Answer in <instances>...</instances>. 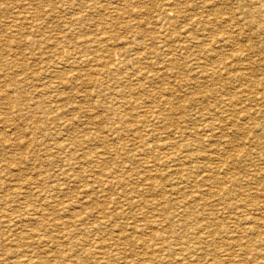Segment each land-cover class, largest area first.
I'll return each instance as SVG.
<instances>
[{"label": "rangeland", "instance_id": "obj_1", "mask_svg": "<svg viewBox=\"0 0 264 264\" xmlns=\"http://www.w3.org/2000/svg\"><path fill=\"white\" fill-rule=\"evenodd\" d=\"M169 2L172 4L170 5ZM262 3L263 0H0V200L5 201H0V264H21V262L22 264H100V262L121 264L122 261V264L128 262L130 264L147 262L163 264L164 262L165 264V261L166 264H172V261L173 264H264V4ZM161 14L165 19L158 16ZM163 22L165 27L162 25ZM178 46L181 47L180 50ZM188 54L189 57L186 56ZM194 55L197 57L195 58ZM202 55L208 59L206 60ZM197 58L203 59L197 60ZM225 59H228L227 62ZM232 59L235 60L234 63L231 62ZM245 62L251 64L246 63L245 66ZM136 66L141 71H138ZM151 71L159 76H154ZM212 72L215 76L211 74ZM244 73L247 75L245 76ZM150 75L155 79L153 80ZM239 78L242 80L240 81ZM243 82L244 86H242ZM232 86L235 89H232ZM257 94L263 97L259 98ZM159 96L163 97L159 98ZM161 99L164 101L162 102ZM170 100L172 102L169 103ZM195 101L196 103H193ZM219 102L226 106L221 103L219 105ZM156 106L158 108H155ZM235 106L237 108H234ZM167 108L172 111L169 112ZM159 112L163 114L160 115ZM160 120L165 121L167 125ZM162 125H165L163 127L165 129ZM113 128L116 130H112ZM212 129L218 130L213 132ZM66 151L70 152L68 156ZM246 151L249 152L246 154ZM45 154L48 155L43 157ZM62 155L65 157L63 158ZM69 157L74 158L70 160ZM49 161L56 162V166ZM113 175L116 177L114 178ZM43 179L45 182L42 181ZM39 183L40 186H37ZM116 191L118 192L115 193ZM25 194L29 196L26 197ZM46 201L48 202L45 203ZM75 203L76 205H73ZM129 207L132 211L128 209ZM11 209L13 212L10 211ZM92 211L98 213L94 214ZM59 212L62 215H59ZM158 214H161V217ZM48 219L51 220V225ZM63 219L66 221L64 222ZM102 221H105V225ZM165 223L167 225L164 226ZM86 224L90 225L86 226ZM112 225L117 227L113 228ZM179 230L183 232L180 233ZM181 237H184V240H180ZM207 238L209 241L206 240ZM208 246L210 250L207 249ZM169 248L173 249L171 250L173 253ZM18 249L19 251H16ZM93 250L98 253H94ZM252 252L254 254L257 252V256ZM46 254L52 257H47Z\"/></svg>", "mask_w": 264, "mask_h": 264}, {"label": "bare ground", "instance_id": "obj_2", "mask_svg": "<svg viewBox=\"0 0 264 264\" xmlns=\"http://www.w3.org/2000/svg\"><path fill=\"white\" fill-rule=\"evenodd\" d=\"M164 1H165V0H164ZM263 1H264V0H263ZM75 2H77V1H75ZM172 2H173V1H172ZM169 3H170V2H169ZM171 4H172V3H170V5H171ZM262 4H264V3H262ZM166 5H167V4H166ZM259 5H261V4H259ZM163 6H164V5H163ZM263 6H264V5H263ZM166 7H168V5H167ZM161 8H162V7H161ZM171 8H172L171 10H173V7H171ZM174 8H175V7H174ZM263 8H264V7H263ZM175 9H177V8H175ZM175 9H174V10H175ZM161 10H163V9H161ZM167 10H168V9H167ZM164 11H165V10H164ZM260 11H261V10H260ZM263 11H264V10H263ZM159 12H160V11H159ZM161 12H162V11H161ZM178 12H179V11H178ZM178 12H177V14H178ZM162 13H163V12H162ZM173 14H174V12H173ZM171 15H172V14H171ZM158 16H162V17H163L162 14H161V15H158ZM158 16H156V17H158ZM164 16L166 17L165 14H164ZM175 16H176V15H175ZM183 16H184V15H183ZM168 17H169V16H168ZM172 17H173V16H172ZM159 18L162 19L161 17H159ZM163 18H164V17H163ZM166 18H167V17H166ZM169 18H170V17H169ZM179 18H180V17H179ZM15 19H16V18H15ZM160 19H159V20H160ZM164 19H165V18H164ZM164 19H163V20H164ZM156 20H157V19H156ZM174 20H175V18H174ZM176 20H177V17H176ZM7 21L9 22V20H7ZM179 21H180V20H179ZM157 22H158V21H157ZM12 23H13V22H12ZM170 23H171V22H170ZM5 24L8 25V23H5ZM157 24H158V23H157ZM13 25H14V24H13ZM155 25H156V23H155ZM162 25L164 26V22H163ZM174 25H175V23H174ZM174 25H173V26H174ZM182 25H183V24H182ZM177 26H178V25H177ZM180 26H181V25H180ZM164 27H165V26H164ZM182 27H184V26H182ZM182 27H181V28H182ZM154 28H156V27H154ZM166 28H167V27H166ZM179 28H180V27H179ZM162 29H163V27H162ZM182 29H183V28H182ZM155 30H156V29H155ZM159 30H160V29H159ZM166 30H167V29H166ZM172 30H173V29H172ZM175 30H176V29H175ZM177 30H178V29H177ZM179 30H180V29H179ZM179 30H178V31H179ZM156 31H158V30H156ZM168 31H169V30H168ZM168 31H166V33H167ZM173 31H174V30H173ZM180 31H181V30H180ZM152 32H154V31H152ZM163 32H164V31H163ZM185 32H186V31H185ZM156 33H157V32H156ZM170 33H172V31H171ZM178 34H179V33H178ZM180 34H181V33H180ZM182 34H183V33H182ZM133 35H134V34H133ZM157 35H159V33H158ZM174 35H175V34H174ZM186 35H187V34H186ZM158 37H160V36H158ZM178 37H179V36H178ZM187 37H188V35H187ZM163 38H164V37H163ZM170 38H171V36H170ZM179 38H180V37H179ZM182 38H183V37H182ZM182 38H181V39H182ZM184 38H186V37H184ZM161 39H162V38H161ZM166 39H168V38L166 37ZM172 39H175V38H172ZM172 39H171V40H172ZM159 40H160V39H159ZM176 40H177V39H176ZM176 40H175V41H176ZM163 41H164V39H163ZM159 42H160V41H159ZM179 42L181 43V41H179ZM176 43H177V41H176ZM182 43L184 44V42H182ZM160 44H161V42H160ZM167 44H168V43H167ZM177 44H178V43H177ZM177 44H176V45H177ZM167 46H168V45H167ZM180 46H181V45H180ZM182 46H184V45H182ZM185 46H188V45H185ZM163 47H164V46H163ZM160 48H161V47H160ZM164 48H165V47H164ZM168 48H169V47H168ZM168 48H166V49H168ZM178 48H179V46H178ZM184 48H185V47H184ZM180 49H181V47L179 48V50H180ZM186 49H187V48H186ZM186 49H184V50H186ZM179 50H178V51H179ZM184 50H182V52H184ZM116 51H117V50H116ZM127 51H129V50H127ZM161 51H162V50H161ZM179 52H180V51H179ZM241 53H242V52H241ZM114 54H117V53H114ZM118 54H119V53H118ZM172 54H173V53H172ZM183 54H184V53H183ZM121 55H122V54H121ZM124 55H125V54H124ZM124 55H123L122 57H124ZM198 55H199V54H198ZM118 56H120V55H118ZM186 56L189 57V54L186 55ZM191 56H193V55H191ZM202 56H203V55H202ZM244 56H245V55H244ZM126 57H127V56H126ZM194 57H195V55H194ZM196 57H197V56H196ZM196 57H195V58H196ZM203 57H204V56H203ZM234 57H235V55H234ZM263 57H264V56H263ZM263 57H262V58H263ZM170 58H171V57H170ZM204 58H206V57H204ZM248 58H249V57H248ZM262 58H260V59H262ZM116 59H117V57H116ZM128 59H129V56H128ZM167 59H168V58H167ZM167 59H166V60H167ZM198 59L201 60V59H203V58H201V59H200V58H197V60H198ZM207 59H208V57L206 58V60H207ZM240 59H241V58H240ZM245 59H247V58H245ZM114 60H115V59H114ZM168 60H169V59H168ZM190 60H191V59H190ZM193 60H194V58H193ZM193 60H192V61H193ZM206 60H205V61H206ZM225 60H226V59H225ZM227 60H228V59H227ZM227 60H226L225 62H227ZM233 60H234V59H232L231 62L234 63L235 60H234V61H233ZM256 60H257V59H256ZM131 61H132V60H131ZM172 61H174V60L172 59ZM209 61H210V59H209ZM240 61H241V60H240ZM242 61H243V60H242ZM258 61H260V60H258ZM66 62H67V61H66ZM122 62H123V61H122ZM137 62H138V61H137ZM216 62H217V61H216ZM236 62H237V61H236ZM243 62H244V61H243ZM247 62H249V61H247ZM247 62H245V66H246V63H247ZM220 63H221V62H220ZM233 63H232V66H233ZM240 63H241V62H240ZM66 64L70 65L69 63H66ZM115 64H116V63H115ZM117 64H118V63H117ZM120 64H121V63H120ZM125 64H126V63H125ZM136 64H137V63H136ZM138 64H139V62H138ZM209 64H211V63H209ZM209 64H208V65H209ZM215 64H216V63H214V66H215ZM217 64H218V62H217ZM236 64H238V62H237ZM247 64H249V63H247ZM250 64H251V63H250ZM250 64H249V65H250ZM152 65H153V64H152ZM173 65H174V63H173ZM198 65H199V64H198ZM204 65H205V64H204ZM208 65H207V66H208ZM211 65H212V64H211ZM219 65H220V64H219ZM230 65H231V63H230ZM234 65H235V64H234ZM239 65H240V64H239ZM142 66H143V64H142ZM207 66H206V67H207ZM214 66H213V67H214ZM125 67H126V66H125ZM137 67H138V66H136V68H137ZM152 67H153V66H152ZM202 67H203V66H202ZM202 67H201V68H202ZM208 67H209V66H208ZM215 67H217V66H215ZM221 67H222V66H221ZM226 67H227V65H226ZM226 67H225V68H226ZM235 67H236V66H235ZM249 67H250V66H249ZM140 68H141V67H140ZM199 68H200V66H199ZM204 68H205V67H204ZM219 68H220V67H219ZM225 68H224V69H225ZM232 68H233V67H232ZM240 68H241V67H240ZM259 68H260V67H259ZM197 69H198V68H197ZM197 69H196V70H197ZM214 69H215V68H214ZM224 69H223V70H224ZM233 69H235V68H233ZM236 69H238V68H236ZM246 69H247V68H246ZM202 70H204V69H202ZM202 70H201V71H202ZM216 70H218V67H217ZM221 70H222V69H221ZM225 70H226V69H225ZM231 70H232V69H231ZM241 70H242V69H241ZM247 70H248V69H247ZM247 70H246V71H247ZM250 70H251V69H250ZM261 70H262V69H261ZM138 71H141V70H139V67H138ZM153 71H154V70H153ZM153 71H151V72L154 74ZM198 71H199V70H198ZM208 71H209V69H208ZM213 71H214V70H213ZM229 71H230V70H229ZM237 71H239V70H237ZM243 71H244V69H243ZM126 72H129V71H126ZM159 72H160V71H159ZM168 72H169V71H168ZM196 72H197V71H196ZM199 72H200V71H199ZM202 72H204V71H202ZM215 72H217V71H215ZM232 72H234V71H232ZM239 72H240V71H239ZM142 73H143V72H142ZM147 73H148V72H147ZM160 73L162 74V72H160ZM163 73H164V72H163ZM194 73H195V72H194ZM230 73H231V72H230ZM230 73H229V74H230ZM241 73L243 74V72H241ZM250 73H251V72H250ZM150 74H151V73H150ZM158 74H159V73H158ZM197 74H199V73H197ZM205 74H207V73H205ZM208 74H210V73H208ZM211 74H213V72H212ZM238 74H239V73H238ZM248 74H249V73H248ZM126 75H127V74H126ZM128 75H129V74H128ZM146 75H147V74H146ZM156 75H157V73L154 74V76H156ZM163 75H165V74H163ZM200 75H201V74H200ZM223 75H224V74H223ZM225 75H226V74H225ZM244 75L246 76L247 74L244 73ZM244 75H243V76H244ZM139 76H140V75H139ZM144 76H145V75H144ZM150 76L152 77L153 75H150ZM158 76H159V75H157L156 77H158ZM160 76H161V75H160ZM171 76H172V75H171ZM201 76H203V75H201ZM206 76H211V75H206ZM206 76H205V78H206ZM213 76H215V75L213 74ZM216 76H217V75H216ZM230 76H231V75H230ZM250 76H251V75H250ZM145 77H146V76H145ZM222 77H223V76H222ZM238 77H239V76H238ZM240 77H241V76H240ZM104 78H105V77H104ZM107 78L109 79V76H108ZM141 78H142V76H141ZM146 78H148V77H146ZM159 78H160V77H159ZM161 78H162V77H161ZM231 78H232V77H231ZM250 78H251V77H250ZM143 79H145V78H143ZM150 79H151V78H150ZM152 79L154 80L155 78L152 77ZM222 79H223V78H222ZM239 79H240V81L242 80L241 78H239ZM251 79H252V78H251ZM261 79H262V77H261ZM98 80H100V79H98ZM98 80H97V81H98ZM147 80H148V79H146V81H147ZM175 80H176V79H175ZM224 80H225V79H224ZM233 80L235 81L234 77H233ZM244 80H245V79H244ZM244 80H243V81H244ZM156 81H157V80H156ZM227 81H228V80H227ZM246 81H248V80H246ZM251 81H252V80H251ZM98 82H100V81H98ZM230 82H231V81H230ZM235 82H236V81H235ZM248 82H250V81H248ZM233 83H234V82H233ZM239 83H240V82H239ZM239 83H238V84H239ZM254 83H255V82H254ZM263 83H264V82H263ZM222 84H223V83H222ZM231 85H232V84H231ZM102 86H103V83H102ZM229 86H230V85H229ZM237 86H238V85H237ZM242 86H244V82H243V85H242ZM247 87H250V86H247ZM247 87H246V88H247ZM258 87H260V86H258ZM42 88H43V87H42ZM45 88H47V87H45ZM219 88H220V86H219ZM222 88H223V87H221V89H222ZM230 88H231V87H230ZM233 88H234V87L232 86V89H233ZM239 88H240V87H239ZM244 88H245V87H244ZM246 88H245V89H246ZM251 88H252V87H251ZM215 89H216V88H215ZM234 89H235V88H234ZM255 89H256V88H255ZM173 90H174V89H173ZM247 90H248V88H247ZM258 90H259V89H258ZM174 91H175V90H174ZM213 91H214V90H213ZM216 91H217V90H216ZM216 91H215V92H216ZM218 91H219V90H218ZM221 91H222V90H221ZM229 91H230V90H229ZM237 91H238V90H237ZM242 91H243V89H242ZM242 91H241V92H242ZM248 91H249V90H248ZM250 91H251V90H250ZM191 92H192V91H191ZM208 92H209V91H208ZM219 92H220V91H219ZM231 92H233V91L231 90ZM239 92H240V91H239ZM241 92H240V93H241ZM260 92H261V91H260ZM175 93H176V92H175ZM175 93H174V94H175ZM203 93H204V92H203ZM220 93H221V92H220ZM224 93H225V92H224ZM235 93H236V92H235ZM257 93H258V91H257ZM191 94H193V93H191ZM245 94H246V93H245ZM201 95H203V94L201 93ZM201 95H200V96H201ZM248 95H249V94H248ZM257 95L259 96V94H257ZM176 96H177V95H176ZM192 96H193V95H192ZM198 96H199V95H198ZM205 96H206V95H205ZM220 96H221V95H220ZM226 96H227V95H226ZM235 96H236V95H235ZM255 96H256V93H255ZM161 97H163V96H161ZM161 97L159 96V98H161ZM164 97H165V96H164ZM193 97H194V96H193ZM203 97H204V96H203ZM208 97H210V95H209ZM208 97H207V98H208ZM227 97H229V96H227ZM231 97H232V96H231ZM237 97H238V96H237ZM241 97H242V96H241ZM262 97H263V96H262ZM262 97L259 96V98H262ZM190 98H191V97H190ZM196 98H197V96H196ZM200 98H201V97H200ZM221 98H222V97H221ZM225 98H226V97H225ZM232 98H233V97H232ZM157 99H158V98H157ZM163 99H164V98H163ZM168 99H169V98H168ZM193 99H194V98H193ZM193 99H192V100H193ZM203 99H205V98H203ZM219 99H220V98H219ZM235 99H237V98H235ZM242 99H245V98H242ZM242 99H241V100H242ZM247 99H248V98H247ZM158 100H159V99H158ZM161 100H162V99H161ZM165 100L167 101V99H165ZM195 100H198V99H195ZM222 100H223V99H222ZM230 100H231V99H230ZM232 100H233V99H232ZM241 100H240V101H241ZM261 100H262V99H261ZM127 101H128V100H127ZM163 101H164V100H162V102H163ZM188 101H189V100H188ZM198 101H199V100H198ZM198 101H197V102H198ZM226 101H227V103H228V100H226ZM248 101H249V100H248ZM259 101H260V100H259ZM259 101H258V102H259ZM168 102L170 103V102H172V101L170 100V101H168ZM222 102H223V101H222ZM233 102H234V100H233ZM238 102H239V101H238ZM242 102H243V101H242ZM193 103H196V101L193 102ZM220 103H221V102H219V105H220ZM224 103H225V99H224ZM231 103H232V102H231ZM234 103H235V102H234ZM244 103H246V102H244ZM248 103H249V102H248ZM255 103H256V102H255ZM166 104H167V103H166ZM221 104L224 105L223 103H221ZM237 104H238V103H237ZM241 104H242V103H241ZM152 105H153V104H152ZM155 105H156V104H155ZM170 105H171V104H170ZM170 105H169V106H170ZM172 105H173V104H172ZM174 105H175V104H174ZM178 105H179V104H178ZM191 105H192V102H191ZM235 105H236V104H235ZM239 105H240V104H239ZM255 105H256V104H255ZM148 106H150V105H148ZM166 106H167V105H166ZM224 106H226V104H225ZM228 106H231V105H228ZM249 106H250V105H249ZM259 106H260V105H259ZM163 107H164V106H163ZM172 107H173V106H172ZM182 107H183V106H182ZM189 107H190V106H189ZM218 107H219V106H218ZM218 107H217V110L220 109V108L218 109ZM231 107H232V106H231ZM246 107H247V106H246ZM261 107H263V106H261ZM113 108H114V107H113ZM148 108H149V107H148ZM151 108H152V107H151ZM155 108H158V107L156 106ZM170 108H171V107H170ZM186 108H187V107H186ZM186 108H185L184 110H186ZM190 108H191V107H190ZM190 108H188V109H190ZM209 108H210V107H209ZM222 108H223V107H222ZM234 108H237V106H235ZM238 108H239V107H238ZM259 108H260V107H259ZM259 108H258V109H259ZM149 109H150V108H149ZM160 109H161V108H160ZM167 109H169V108H167ZM172 109H174V108H172ZM176 109H178V107H176ZM232 109H233V108H232ZM243 109H244V107H243ZM118 110H119V109H118ZM146 110H147V109H146ZM178 110H179V109H178ZM180 110H181V109H180ZM184 110H183V112H184ZM207 110H208V109H207ZM237 110H238V109H237ZM245 110H246V109H245ZM251 110H252V109H251ZM251 110H250V111H251ZM255 110H256V109H255ZM114 111H115V110H114ZM151 111H152V110H151ZM159 111H161V110H159ZM171 111H172V110H171ZM171 111H170V109H169V112H171ZM175 111H176V110H175ZM190 111H191V110H190ZM192 111H193V110H192ZM196 111H197V110H196ZM209 111H210V110H209ZM219 111H220V110H219ZM224 111H225V110H224ZM230 111H231V110H230ZM232 111H233V110H232ZM234 111H235V109H234ZM238 111H239V110H238ZM258 111H259V110H258ZM145 112H146V111H145ZM148 112H149V111H148ZM148 112H147L146 114H148ZM162 112H164V111H162ZM162 112H159V114H160V113L163 114ZM173 112H174V111H173ZM178 112H179V111H178ZM187 112H188V111H187ZM194 112H195V111H194ZM205 112H206V111H205ZM207 112H208V111H207ZM210 112H211V111H210ZM227 112H228V111H227ZM252 112H253V111H252ZM255 112H256V111H255ZM143 113H144V112H143ZM185 113H186V112H185ZM188 113H189V112H188ZM192 113H193V112H192ZM200 113H201V112H200ZM231 113H232V112H231ZM237 113H238V112H237ZM242 113H243V112H242ZM156 114H157V112H156ZM159 114H158V115H159ZM161 114H160V115H161ZM164 114H165V113H164ZM196 114H197V113H196ZM201 114H204V113H201ZM221 114H222V113H221ZM221 114H219V115H221ZM239 114L242 115L241 113H239ZM245 114H246V113H245ZM256 114H259V113H256ZM48 115H49V114H48ZM141 115H142V113H141ZM158 115H157V116H158ZM167 115H168V114H167ZM171 115H172V114H171ZM173 115L175 116V113H174ZM182 115H183V114H182ZM209 115H210V114H209ZM253 115H255V114H253ZM49 116H50V115H49ZM176 116H177V114H176ZM191 116H192V115H191ZM205 116H206V115H205ZM214 116H215V115H214ZM217 116H218V115H217ZM217 116H216V118H217ZM225 116H226V115H225ZM248 116H250V115H248ZM137 117H138V116H137ZM139 117H140V116H139ZM145 117H146V116H145ZM149 117H150V116H149ZM172 117H173V116H172ZM184 117H185V115H184ZM202 117H203V116H202ZM218 117H219V116H218ZM223 117H224V116H223ZM223 117H222V118H223ZM228 117H229V116H228ZM244 117H245V115H244ZM254 117H255V116H254ZM257 117H258V116H257ZM259 117H260V116H259ZM143 118H144V117H143ZM150 118H151V117H150ZM153 118H154V119H157L158 117H157V118L153 117ZM159 118H160V116H159ZM159 118H158V119H159ZM165 118H166V117H165ZM165 118H164V120H165ZM176 118H177V117H176ZM178 118H179L178 120H180V117H178ZM181 118H182V117H181ZM186 118H187V117H186ZM225 118H226V117H225ZM225 118H224V119H225ZM234 118H235V116H234ZM236 118H238V117H236ZM250 118H251V117H250ZM174 119H175V118H174ZM174 119H173V120H174ZM184 119H185V118H184ZM217 119H220V118H217ZM227 119H228V118H227ZM227 119H225V120H227ZM241 119H243V118H241ZM49 120H50V117H49ZM122 120H123V119H122ZM141 120H142V119H141ZM171 120H172V119H171ZM190 120H191V119H190ZM211 120H212V119H211ZM211 120H209V121H211ZM239 120H240V119H239ZM253 120H254V119H253ZM260 120H261V119H260ZM143 121H144V119H143ZM157 121H158V120H157ZM160 121L165 122V121H167V120H165V121L160 120ZM175 121H176V120H175ZM186 121H187V120H186ZM203 121H206V120H203ZM216 121H217V120H216ZM122 122H123V121H122ZM158 122H159V121H158ZM177 122H179V121H177ZM177 122H176V123H177ZM187 122H188V121H187ZM198 122H199V121H198ZM211 122H212V121H211ZM219 122H220V121H219ZM226 122H228V121H226ZM72 123H73V122H72ZM138 123H139V122H138ZM140 123H141V122H140ZM140 123H139V124H140ZM171 123H172V122H171ZM171 123H170V124H171ZM199 123H200V122H199ZM215 123H217V122H215ZM232 123H233V122H232ZM235 123H236V122H235ZM69 124H70V123H69ZM155 124H156V123H155ZM165 124H166V122H165ZM170 124H169V125H170ZM204 124H205V123H204ZM217 124H218V123H217ZM242 124H243V123H242ZM253 124H254V123H253ZM263 124H264V123H263ZM263 124H262V125H263ZM118 125H119V124H118ZM150 125H151V124H150ZM150 125H148V126L150 127ZM152 125H153V124H152ZM159 125H161V124L159 123ZM166 125H167V124H166ZM192 125H193V124H192ZM211 125H212V124H211ZM219 125H220V124H219ZM233 125H234V124H233ZM250 125H251V123H250ZM141 126H142V125H141ZM156 126H157V128H158V125H156ZM156 126H155V127H156ZM164 126H165V125H164ZM164 126L162 125V128H163ZM212 126H214V124H213ZM240 126H241V125H240ZM117 127H118V126H117ZM136 127H137V125H136ZM145 127H146V126H145ZM160 127H161V126H160ZM173 127H174V126H173ZM173 127H172V128H173ZM182 127H184V125H182ZM203 127H205V126H203ZM206 127H208V126H206ZM210 127H211V126H210ZM210 127H209V128H210ZM215 127H216V126H215ZM103 128H104V127H103ZM105 128L107 129L108 127H105ZM115 128H116V127H115ZM157 128H156V129H157ZM233 128H235V127H233ZM237 128H239V127H237ZM108 129H109V128H108ZM154 129H155V128H154ZM163 129H165V128H163ZM163 129H161V131L164 132ZM178 129H179V128H178ZM203 129H204V128H203ZM231 129H232V127H231ZM244 129H245V128H244ZM88 130H89V129H88ZM103 130H104V129H103ZM112 130H116V129L113 128ZM176 130H177V128H176ZM189 130H191V129H189ZM205 130H206V129H205ZM217 130H218V129H216V131H217ZM242 130H243V129H242ZM105 131H106V130H105ZM108 131H110V130H108ZM108 131H107V132H108ZM130 131H131V130H130ZM135 131H136V130H135ZM135 131H134V132H135ZM137 131H138V130H137ZM152 131H153V130H152ZM152 131H151V133H152ZM154 131H155V130H154ZM157 131H160V130L157 129ZM168 131H170V130H168ZM199 131H200V130H199ZM201 131H202V130H201ZM203 131H204V130H203ZM212 131H213V129H212ZM214 131H215V130H214ZM214 131H213V132H214ZM216 131H215V132H216ZM239 131H240V130H239ZM131 132H133V130H132ZM149 132H150V131H149ZM155 132H156V131H155ZM192 132H194V131H192ZM253 132H254V131H253ZM253 132H252V133H253ZM109 133H111V132H109ZM122 133H123V132H122ZM138 133H140V132H138ZM151 133L149 134L150 136H151ZM156 133H157V132H156ZM179 133H180V132H179ZM188 133H189V132H188ZM206 133H207V132H206ZM105 134H106V133H105ZM113 134H114V133H113ZM128 134H129V133H128ZM128 134H127V135H128ZM154 134H155V133H154ZM154 134H153V136H154ZM207 134H209V133H207ZM213 134H214V133H213ZM98 135H100V134H98ZM146 135H147V134H146ZM158 135H160V134H158ZM163 135H164V134H163ZM175 135H176V134H175ZM182 135H183V133H182ZM185 135H186V134H185ZM205 135H206V134H205ZM263 135H264V133H263ZM95 136H96V135H95ZM110 136H111V135H110ZM120 136H121V135H120ZM120 136H119V137H120ZM141 136H142V135H141ZM198 136H199V135H198ZM200 136H201V135H200ZM206 136H207V135H206ZM208 136H209V135H208ZM214 136H215V135H214ZM220 136H221V135H220ZM1 137H2V136H1ZM96 137H97V136H96ZM108 137H109V136H108ZM119 137H118V138H119ZM137 137H138V136H137ZM137 137H135V138L137 139ZM189 137H190V136H189ZM209 137H210V136H209ZM3 138H4V137H3ZM54 138H55V137H54ZM56 138H57V136H56ZM56 138H55V140H56ZM99 138H101V137L99 136ZM106 138H107V137H106ZM130 138H131V137H130ZM132 138H133V137H132ZM135 138H134V139H135ZM143 138H144V137H143ZM160 138H161V137H160ZM173 138H174V137H173ZM220 138H221V137H220ZM252 138H253V137H252ZM4 139H5V138H4ZM113 139H114V138H113ZM120 139H121V138H120ZM148 139H149V138H148ZM158 139H159V137H158ZM174 139H175V138H174ZM176 139H177V137H176ZM181 139H182V136H181ZM248 139H249V138H248ZM96 140H97V139H96ZM117 140H118V139H117ZM117 140H116V141H117ZM138 140H139V139H138ZM138 140H137V141H138ZM140 140H141V138H140ZM159 140H160V139H159ZM220 140H221V139H220ZM236 140H237V139H236ZM238 140H239V139H238ZM34 141H35V140H34ZM34 141H32V143H33ZM38 141H39V140H38ZM41 141H42V140H41ZM53 141H54V140H53ZM114 141H115V140H114ZM118 141H119V140H118ZM137 141H136V142H137ZM143 141H145V140H143ZM143 141H142V142H143ZM180 141H181V140H180ZM190 141H191V140H190ZM230 141H231V140H230ZM230 141H228V142L230 143ZM259 141H260V139H259ZM262 141H263V140H262ZM22 142H23V141H22ZM39 142H40V141H39ZM42 142H43V141H42ZM42 142H41V143H42ZM138 142H139V141H138ZM142 142H141V144H142ZM148 142H149V141H148ZM194 142H195V141H194ZM224 142H225V141H224ZM23 143H24V142H23ZM41 143H40V146H42ZM139 143H140V142H139ZM145 143H146V142H145ZM145 143H144V144H145ZM149 143H150V142H149ZM166 143H167V142H166ZM226 143H227V141H226ZM19 144H20V143H19ZM36 144H37V143H36ZM117 144H118V143H117ZM124 144H125V143H124ZM168 144H170V142H169ZM202 144H204V142H203ZM219 144H220V143H219ZM1 145H2V143H1ZM22 145L24 146V144H22ZM38 145H39V144H38ZM38 145H37V146H38ZM53 145H55V144H53ZM61 145H62V144H61ZM61 145H60V146H61ZM183 145H185V144H183ZM207 145H209V144H207ZM239 145H240V144H239ZM31 146H33V145H31ZM50 146L52 147V145H50ZM126 146H127V145H126ZM139 146H141V145L139 144ZM160 146H161V145H160ZM189 146H190V144H189ZM225 146H227V144H226ZM228 146H229V145H228ZM240 146H241V145H240ZM20 147H21V145H20ZM24 147H25V146H24ZM42 147H43V146H42ZM45 147H46V146H45ZM62 147H64V146H62ZM111 147H113V146H111ZM142 147H143V145H142ZM192 147H193V146H192ZM237 147H238V145H237ZM31 148H32V147H31ZM36 148H37V147H36ZM36 148H35V150H36ZM40 148H41V147H40ZM46 148H48V147H46ZM67 148H68V147H67ZM159 148H160V147H159ZM225 148H226V147H225ZM233 148H234V147H233ZM42 149H43V148H42ZM53 149H54V148H53ZM55 149H56V148H55ZM63 149H65V148H63ZM63 149H62V150H63ZM111 149H112V148H111ZM120 149H122V148H120ZM120 149H119V152H120ZM171 149H172V148H171ZM207 149H209V148H207ZM235 149H236V148H235ZM31 150H32V149H31ZM69 150H71V149H69ZM160 150H161V149H160ZM189 150H190V149H189ZM191 150H193V149H191ZM232 150H233V149H232ZM237 150H238V149H237ZM246 150H247V149H246ZM107 151H108V150H107ZM107 151H106V152H107ZM109 151H110V150H109ZM167 151H169V150H167ZM198 151H199V150H198ZM233 151H234V150H233ZM244 151H245V150H244ZM32 152H33V150H32ZM53 152H55V151H53ZM58 152H59V151H58ZM61 152H62V151H61ZM66 152L68 153V154H66V156H68L70 152H69V151H66ZM76 152H78V150H77ZM80 152H81V151H80ZM112 152H113V151H112ZM223 152H224V151H223ZM236 152H237V151H236ZM239 152H240V151H239ZM247 152H249V151H246V154H247ZM28 153H30V152H28ZM39 153H40V152H39ZM44 153H45V152H44ZM49 153H51V152H49ZM71 153H72V152H71ZM110 153H111V151H110ZM113 153H114V152H113ZM120 153L122 154V151H121ZM206 153H207V152H206ZM220 153H221V152H220ZM220 153H219V154H220ZM227 153H228V152H227ZM232 153H233V152H232ZM25 154H26V152H25ZM41 154H42V153H41ZM52 154L54 155V153H52ZM96 154H97V153H96ZM105 154H106V153H105ZM212 154H214V153H212ZM223 154H224V153H223ZM225 154H226V153H225ZM22 155H23V154H22ZM43 155H44V154H43ZM43 155H42V156H43ZM46 155H48V154H45V156H43V157H46ZM55 155H56V153H55ZM76 155H77V154H76ZM113 155H114V154H113ZM130 155H131V154H130ZM137 155H138V154H137ZM200 155H201V153H200ZM230 155H231V154H230ZM2 156H3V155H2ZM6 156H7V155H6ZM11 156H12V155H11ZM30 156H31V155H29V157H30ZM32 156H33V155H32ZM39 156H40V155H39ZM49 156H50V155H49ZM62 156H63V155H62ZM70 156H71V154H70ZM78 156H79V155H78ZM141 156H142V154H141ZM165 156H166V155H165ZM167 156H168V155H167ZM196 156H197V155H196ZM202 156H203V155H202ZM215 156H216V155H215ZM221 156H222V155H221ZM221 156H220V157H221ZM257 156H258V155H257ZM8 157H10V156L8 155ZM13 157H14V156H13ZM13 157H12V159H13ZM25 157H26V156H25ZM43 157H42V158H43ZM53 157H54V156H53ZM64 157H65V156H63V158H64ZM111 157H112V156H111ZM124 157H125V156H124ZM171 157H172V156H171ZM10 158H11V157H10ZM18 158H20V157H18ZM32 158H34V157H31V159H32ZM54 158H55V157H54ZM54 158H53V159H54ZM72 158H74V157H72ZM72 158H71V159H72ZM82 158H83V157H82ZM103 158H104V157H103ZM105 158H107V157H105ZM108 158H109V157H108ZM114 158H115V156H114ZM114 158H113V159H114ZM128 158H130V157H128ZM143 158H144V157H143ZM145 158H146V157H145ZM179 158H180V157H179ZM182 158H184V157H182ZM196 158H197V157H196ZM3 159H4V158H3ZM12 159H11V160H12ZM24 159H25V158H24ZM36 159H37V158H36ZM53 159H52V160H53ZM60 159H61V158H60ZM65 159H66V158H65ZM69 159H70V157H69ZM71 159H70V160H71ZM116 159H117V158H116ZM122 159H124V158H122ZM199 159H200V158H199ZM222 159H223V158H222ZM237 159H238V158H237ZM14 160H17V159H14ZM32 160H33V159H32ZM34 160H35V159H34ZM34 160H33V161H34ZM40 160H41V159H40ZM50 160H51V159H50ZM76 160H77V159H76ZM104 160H105V159H104ZM107 160H108V159H107ZM118 160H120V159L118 158ZM131 160H132V158H131ZM134 160H136V159H134ZM207 160H208V159H207ZM1 161H2V160H1ZM5 161H6V159H5ZM5 161H4V162H5ZM21 161H22V160H21ZM35 161H36V160H35ZM53 161H54V160H53ZM88 161H89V160H88ZM88 161H87V162H88ZM125 161H126V160H125ZM198 161H199V160H198ZM217 161H219V160H217ZM2 162H3V161H2ZM19 162H20V161H19ZM56 162H57V160H56ZM56 162H55V163H56ZM65 162H66V161H65ZM68 162H70V161H68ZM97 162H98V161H97ZM101 162H103V161L101 160ZM172 162H173V161H172ZM177 162H178V161H177ZM211 162H212V160H211ZM6 163H7V161H6ZM9 163H10V162H9ZM36 163H37V162H36ZM40 163H41V162H40ZM47 163H48V162H47ZM49 163L51 164L52 162L49 161ZM53 163H54V162H53ZM53 163H52V164H53ZM55 163H54L53 165H55ZM60 163H61V162H60ZM81 163H82V162H81ZM91 163H92V162H91ZM117 163H118V162H117ZM199 163H200V162H199ZM219 163H220V162H219ZM229 163H230V162H229ZM56 164H57V163H56ZM67 164H68V163H67ZM94 164H95V163H94ZM110 164H113V163L110 162ZM126 164H127V163H126ZM130 164H132V163H130ZM204 164H205V163H204ZM35 165H36V164H35ZM39 165H40V164H39ZM41 165H42V164H41ZM43 165H44V164H43ZM43 165H42V166H43ZM64 165H65V164H64ZM103 165H104V164H103ZM123 165H124V164H123ZM228 165H229V164H228ZM253 165H254V164H253ZM10 166H11V165H10ZM49 166H50V165H49ZM55 166H56V165H55ZM55 166H54V167H55ZM68 166H70V165H68ZM73 166H75V164H74ZM76 166H77V165H76ZM104 166H105V165H104ZM104 166H103V167H104ZM115 166H116V165H115ZM178 166H179V165H178ZM230 166H232V165H230ZM1 167H2V166H1ZM7 167H8V166H7ZM61 167H63V166L61 165ZM196 167H197V166H196ZM209 167H210V166H209ZM224 167H225V166H224ZM2 168H3V167H2ZM52 168H53V167H52ZM70 168H71V167H70ZM72 168H73V167H72ZM105 168H106V167H105ZM116 168H117V167H116ZM192 168H193V166H192ZM212 168H213V167H212ZM216 168H217V167H216ZM218 168H219V167H218ZM228 168H229V167H228ZM0 169H1V168H0ZM9 169H11V168H9ZM9 169H8V170H9ZM36 169H37V168H36ZM99 169H100V168H99ZM124 169H125V168H124ZM129 169H130V168H129ZM222 169H223V168H222ZM231 169H232V168H231ZM244 169H245V168H244ZM244 169H243V170H244ZM11 170H12V169H11ZM39 170H40V169H39ZM49 170H51V169H49ZM58 170H59V169H58ZM61 170H62V168H61ZM97 170H98V168H97ZM183 170H184V169H183ZM62 171H64V170H62ZM67 171H68V170H67ZM76 171H77V169H76ZM76 171H74V172H76ZM112 171H113V170H112ZM115 171H116V170H115ZM115 171H114L113 173H115ZM123 171H124V170H123ZM125 171H127V170H125ZM220 171H221V170H220ZM223 171H224V169H223ZM225 171H226V170H225ZM42 172H43V171H42ZM60 172H61V171H60ZM106 172H107V171H106ZM256 172H257V171H256ZM40 173H41V172H39V174H40ZM67 173H68V172H67ZM70 173H71V172H70ZM70 173H69V175H70ZM111 173H112V172H111ZM126 173H127V172H126ZM129 173H131V172H129ZM133 173H134V172H133ZM223 173H224V172H223ZM225 173H226V172H225ZM254 173H255V172H254ZM259 173H260V172H259ZM39 174H38V175H39ZM51 174H52V173H51ZM61 174L63 175V173H61ZM122 174H123V173H122ZM256 174H257V173H256ZM260 174H261V173H260ZM47 175H48V174H47ZM71 175H72V173H71ZM75 175H77V173H76ZM99 175H100V174H99ZM102 175H103V174H102ZM139 175H140V174H139ZM261 175H263V174H261ZM41 176H42V174L40 175V177H41ZM64 176H65V175H64ZM113 176H114V175H113ZM140 176H141V175H140ZM149 176H150V175H149ZM179 176H180V175H179ZM58 177H59V176H58ZM66 177H68V176H66ZM73 177H74V176H73ZM100 177H101V176H100ZM106 177H107V175H106ZM106 177H105V178H106ZM109 177L112 178L111 176H109ZM109 177H108V178H109ZM115 177H116V176H114V178H115ZM120 177H121V176H120ZM129 177H130V176H129ZM155 177H156V176H155ZM1 178H2V177H1ZM4 178H5V177H4ZM4 178H3V179H4ZM18 178H19V177H18ZM42 178H43V177H42ZM50 178H51V177H50ZM59 178H60V177H59ZM68 178H69V177H68ZM68 178H67V179H68ZM127 178H128V177H126L125 179H127ZM162 178H163V177H162ZM203 178H204V177H203ZM208 178H209V177H208ZM210 178H211V177H210ZM218 178H219V177H218ZM245 178H246V177H245ZM21 179H22V178H21ZM74 179H75V178H74ZM125 179H124V180H125ZM135 179H136V178H135ZM149 179H151V178H149ZM182 179H183V178H182ZM219 179H220V178H219ZM26 180H27V179H26ZM30 180H31V179H30ZM44 180H45V179H43L42 181H44ZM47 180H48V179H47ZM52 180H53V179H52ZM61 180H62V178H61ZM94 180H95V179H94ZM99 180H100V179H99ZM102 180H103V179H102ZM130 180H132V178H130ZM133 180H134V179H133ZM203 180H204V179H203ZM231 180H232V179H230V181H231ZM18 181H19V180H18ZM53 181H54V180H53ZM53 181H52V182H53ZM65 181H66V179H65ZM92 181H93V180H92ZM118 181H119V178H118ZM118 181H117V182H118ZM127 181H128V179H127ZM236 181H237V180H236ZM242 181H243V180H242ZM32 182H33V181H32ZM44 182H45V181H44ZM46 182H47V181H46ZM103 182H104V181H103ZM114 182H116V180H114ZM117 182H116V183H117ZM122 182H124V181L122 180ZM125 182H126V181H125ZM131 182H132V181H131ZM139 182H140V181H139ZM231 182H232V181H231ZM14 183H15V181H14ZM17 183H18V182H17ZM35 183H36V182H35ZM48 183H49V182H48ZM100 183H102V182H100ZM104 183H105V182H104ZM111 183H112V181H111ZM129 183H130V182H129ZM1 184H2V183H1ZM31 184H32V183H31ZM31 184H30V186H31ZM82 184H83V183H82ZM82 184H81V185H82ZM113 184H114V183H112V185H113ZM124 184H125V186H126V183H124ZM3 185H4V184H3ZM26 185H28V184H26ZM35 185H36V184H35ZM35 185H32V186H35ZM53 185H54V184H52V186H53ZM59 185H60V184H59ZM59 185H57V186H59ZM81 185H80V186H81ZM106 185H107V183H106ZM112 185H111V186H112ZM117 185H118V184H117ZM117 185H116V186H117ZM120 185H121V184H120ZM129 185H130V184H129ZM131 185H132V184H131ZM133 185H134V184H133ZM0 186H1V185H0ZM37 186H40V183H39V185H37ZM37 186H36V187H37ZM41 186H42V184H41ZM61 186H62V185H61ZM61 186H60V187H61ZM88 186H89V185H88ZM100 186H101V184H100ZM104 186H105V185H104ZM109 186H110V185H109ZM122 186H123V185H122ZM105 187H106V186H105ZM123 187H124V186H123ZM127 187H128V186H127ZM197 187H198V186H197ZM3 188H4V186H3ZM22 188H23V187H22ZM22 188H21V191H22ZM30 188H31V187H30ZM33 188H34V187H33ZM57 188H59V187H57ZM94 188H95V187H94ZM107 188H108V187H107ZM110 188H111V187H110ZM125 188H126V187H125ZM132 188H133V187H132ZM138 188H139V187H138ZM140 188H141V187H140ZM140 188H139V189H140ZM38 189H39V188H37V190H38ZM42 189H43V187H42ZM61 189H63V188H61ZM64 189H65V188H64ZM80 189H81V188H80ZM88 189H89V188H88ZM96 189H97V188H96ZM143 189H144V188H143ZM143 189H142V190H143ZM147 189H148V188H147ZM218 189H219V188H218ZM239 189H240V188H239ZM25 190H26V188H25ZM43 190H44V189H43ZM59 190H60V189H59ZM83 190H84V189H82V191H83ZM114 190H115V189H114ZM121 190H122V189H121ZM128 190H129V188H128ZM153 190H154V189H153ZM219 190H220V189H219ZM5 191H6V190H5ZM55 191H56V190H55ZM55 191H54V192H55ZM82 191H81V194L83 193ZM89 191H90V190H89ZM89 191H86V192H89ZM101 191H102V190H101ZM105 191H107V190H105ZM132 191H133V190H132ZM136 191H137V190H136ZM136 191H135V192H136ZM138 191H139V190H138ZM154 191H155V190H154ZM171 191H172V190H171ZM216 191H218V190H216ZM29 192H30V190H29ZM29 192H28V193H29ZM35 192H36V191H35ZM38 192H39V191H38ZM40 192L42 193V191H40ZM45 192H47V191H45ZM60 192H61V191H60ZM117 192H118V191H116L115 193H117ZM125 192H127V191H125ZM15 193H16V192H15ZM26 193H27V192H26ZM28 193H27V194H28ZM30 193H31V192H30ZM30 193H29V194H30ZM43 193H44V191H43ZM100 193H101V192H100ZM130 193H131V190H130ZM132 193H133V192H132ZM146 193H148V192H146ZM170 193H171V192H170ZM196 193H197V192H196ZM5 194H6V193H5ZM21 194H22V193H21ZM47 194H49V192H48ZM106 194H107V193H106ZM106 194H105V195H106ZM19 195H20V194H19ZM34 195H35V194H34ZM42 195H43V194H42ZM54 195H55V194H54ZM78 195H79V194H78ZM87 195H88V194H87ZM91 195H92V194H91ZM101 195H102V194H101ZM24 196L28 197L29 195L27 196V195L25 194ZM31 196H33V195H31ZM36 196L38 197V195H36ZM44 196H45V194H44ZM51 196H52V194H51ZM71 196H72V195H71ZM93 196H94V195H93ZM106 196H107V195H106ZM124 196H128V197H129L130 195H124ZM124 196H123V197H124ZM144 196L146 197V195H144ZM144 196H143V197H144ZM150 196H151V195H150ZM154 196H156V195H154ZM180 196H181V195H180ZM201 196H202V195H201ZM26 197H25V198H26ZM63 197H64V196H63ZM63 197H62V198H63ZM76 197H77V196H76ZM81 197H82V196H81ZM88 197H89V196H88ZM88 197H87V198H88ZM101 197H102V196H101ZM104 197H105V196H104ZM112 197H113V195H112ZM123 197H122V198H123ZM131 197H132V196H131ZM148 197H149V196H148ZM151 197H153V196H151ZM23 198H24V197H23ZM42 198H43V197H42ZM89 198H90V197H89ZM91 198H92V197H91ZM108 198H109V197H108ZM114 198H115V197H114ZM155 198H156V197H155ZM166 198H167V197H166ZM170 198H171V197H170ZM36 199H38V198H36ZM75 199H76V198H75ZM94 199H95V198H94ZM101 199H102V198H101ZM119 199H120V198H119ZM132 199H133V198H132ZM149 199H150V198H149ZM163 199H164V198H163ZM199 199H200V198H199ZM21 200H22V199H21ZM40 200H41V199H40ZM46 200H47V199H46ZM77 200H80V199H77ZM86 200H87V199H86ZM86 200H85V201H86ZM92 200H93V199H92ZM98 200H99V199H98ZM102 200H103V199H102ZM114 200H115V199H114ZM130 200H131V198H130ZM0 201H1V200H0ZM2 201H3V200H2ZM2 201H1V202H2ZM30 201H31V200H30ZM51 201H52V200H51ZM66 201H67V200H66ZM94 201H95V200H94ZM111 201H113V200H111ZM120 201H121V200H120ZM127 201H128V200H127ZM140 201H141V199H140ZM142 201H144V200L142 199ZM192 201H193V200H192ZM231 201H232V200H231ZM1 202H0V203H1ZM3 202H5V201H3ZM19 202H21L20 199H19ZM33 202H34V201H33ZM47 202H48V201H46L45 203H47ZM71 202H72V201H71ZM109 202H110V201H109ZM116 202H117V201H116ZM122 202L124 203L125 201H122ZM131 202H132V201H131ZM144 202H145V201H144ZM148 202H150V201H148ZM152 202H153V201H152ZM154 202H156V201H154ZM183 202H184V201H183ZM187 202H188V201H187ZM17 203H18V202H17ZM61 203H62V202H61ZM73 203H74V202H73ZM81 203H82V202H81ZM81 203H80V204H81ZM85 203H86V202H85ZM88 203H90V202H88ZM92 203H94V202H92ZM100 203H101V202H100ZM107 203H108V202H107ZM134 203H137V202H134ZM140 203H141V202H140ZM146 203H147V202H146ZM146 203H143V204H146ZM7 204H8V203H7ZM18 204H20V203H18ZM125 204H126V203H125ZM167 204H169V203H167ZM199 204H200V203H199ZM204 204H205V203H204ZM21 205H22V204H21ZM73 205H76V203L73 204ZM73 205H71V206L73 207ZM82 205H83V204H82ZM86 205H87V204H86ZM88 205H89V204H88ZM97 205H98V204H97ZM105 205H106V204H105ZM112 205H113V204H112ZM117 205H118V204H117ZM134 205H135V204H134ZM152 205H153V204H152ZM154 205H155V204H154ZM8 206H9V205H8ZM8 206H7V207H8ZM17 206H18V205H17ZM32 206H33V205H32ZM32 206H30V207L32 208ZM80 206H81V205H80ZM98 206H99V205H98ZM108 206H109V205H108ZM128 206H129V205H128ZM137 206L139 207V205H137ZM196 206H197V205H196ZM225 206H226V205H225ZM233 206H236V205H233ZM240 206H241V205H240ZM251 206H252V205H251ZM5 207H6V206H5ZM30 207H29V209H30ZM69 207H70V206H69ZM76 207H77V206H76ZM132 207H133V206H132ZM134 207H135V206H134ZM134 207H133V208H134ZM147 207H148V206H147ZM188 207H189V206H188ZM226 207H227V206H226ZM252 207H253V206H252ZM0 208H1V207H0ZM17 208H18V207H17ZM17 208H16V209H17ZM23 208H24V206H23ZM66 208L68 209V207H66ZM77 208H78V207H77ZM96 208H97V210H98V207H96ZM112 208H113V207H112ZM140 208H141V207H140ZM158 208H159V207H158ZM158 208H157V210H158ZM197 208H198V207H197ZM228 208H229V207H228ZM230 208H231V207H230ZM237 208H239V207H237ZM253 208H254V207H253ZM3 209H5V208H3ZM20 209H22V208H20ZM20 209H19V210H20ZM67 209H66V211H67ZM73 209H74V208H73ZM83 209H84V208H83ZM88 209H89V208H88ZM99 209H100V208H99ZM110 209H111V207H110ZM128 209H130V211H132V210H131L132 208L129 207ZM148 209H150V208H148ZM148 209H147V210H148ZM172 209H173V208H172ZM172 209H171V210H172ZM184 209H185V208H184ZM187 209H188V208H187ZM201 209H202V208H201ZM221 209H222V208H221ZM226 209H227V208H226ZM231 209H232V208H231ZM12 210H13V209H11L10 211H12ZM23 210H24V209H23ZM71 210H72V209H71ZM100 210H101V209H100ZM108 210H109V209H108ZM118 210H119V209H118ZM153 210H154V209H153ZM164 210H165V209H164ZM192 210H193V209H192ZM232 210H234V209H232ZM244 210H245V209H244ZM246 210H247V209H246ZM261 210H262V209H261ZM17 211H18V209H17ZM25 211H26V209H25ZM63 211H65V210H63ZM68 211H69V209H68ZM90 211H91V209H90ZM90 211H88V213H89ZM144 211H146V210H144ZM150 211H151V210H150ZM197 211H198V210H197ZM219 211H220V210H219ZM254 211H255V210H254ZM258 211H259V210H258ZM1 212H2V211H1ZM4 212H5V210H4ZM12 212H13V211H12ZM26 212H27V211H26ZM29 212H31V210H30ZM36 212H37V211H36ZM41 212H42V211H41ZM60 212H61V211H60ZM60 212H59V215H62V214H60ZM92 212H93V211H92ZM92 212H91V213H92ZM126 212H127V211H126ZM170 212H171V211H170ZM185 212H186V211H185ZM224 212H225V211H224ZM224 212H223V214H224ZM227 212H229V211H227ZM247 212H248V211H247ZM251 212H252V211H251ZM7 213H8V211H7ZM15 213H16V212H15ZM33 213H34V212H33ZM43 213H44V212H43ZM46 213H47V212H46ZM93 213L95 214L96 212H93ZM97 213H98V212H97ZM97 213H96V214H97ZM143 213H144V212H143ZM147 213H149V212H147ZM152 213H154V212L152 211ZM174 213H175V212H174ZM174 213H173V214H174ZM4 214H5V213H4ZM8 214H9V213H8ZM13 214H14V213H13ZM16 214H20V213H16ZM16 214H15V215H16ZM27 214H28V213H27ZM68 214H69V213H68ZM86 214H87V213H86ZM162 214H163V213H162ZM168 214H170V213H168ZM197 214H198V212H197ZM218 214H219V213H218ZM221 214H222V213H221ZM246 214H247V213H246ZM1 215H2V214H1ZM6 215H7V214H6ZM25 215H26V214H25ZM30 215L32 216V214H30ZM34 215H35V214H34ZM38 215H40V214H38ZM38 215H37V216H38ZM50 215H51V214H50ZM59 215H58V216H59ZM90 215H91V214H90ZM106 215H108V214H106ZM125 215H126V214H125ZM139 215H140V214H139ZM142 215H143V214H142ZM144 215H145V214H144ZM158 215H160V217H161V214H158ZM189 215H190V214H189ZM9 216H10V215H9ZM9 216H7V217H9ZM18 216H19V215H18ZM21 216H22V215H21ZM31 216H30V217H31ZM40 216H41V215H40ZM43 216H44V215H43ZM76 216H77V215H76ZM87 216H88V215H87ZM102 216H103V215H102ZM131 216H132V215H131ZM149 216H150V215H149ZM149 216H148V217H149ZM153 216H154V215H153ZM167 216H168V215H167ZM197 216H199V214H198ZM240 216H241V215H240ZM27 217H28V216H27ZM55 217H56V216H55ZM59 217H60V216H59ZM62 217H64V216H62ZM80 217H81V216H80ZM80 217H79V218H80ZM89 217H90V216H89ZM117 217H118V216H117ZM142 217H143V216H142ZM142 217H140V218H142ZM218 217H219V216H218ZM225 217H226V216H225ZM250 217H251V216H250ZM252 217H253V216H252ZM259 217H260V215H259ZM23 218H24V217H23ZM71 218H72V217H71ZM71 218H70V220H71ZM79 218H78V219H79ZM104 218H106V217L104 216ZM144 218H145V216H144ZM149 218H152V217H149ZM167 218H169V217H167ZM181 218H182V217H181ZM184 218H185V217H184ZM204 218H205V217H204ZM1 219H2V218H1ZM12 219H13V218H12ZM14 219H15V218H14ZM19 219H20V218H19ZM21 219H22V218H21ZM21 219H20V220H21ZM34 219H35V218H33V220H34ZM36 219H37V217H36ZM38 219H39V218H38ZM41 219H42V217H41ZM51 219L53 220V217H52ZM64 219H65V218H64ZM64 219H63V220H64ZM85 219H86V218H85ZM100 219H101V218H100ZM119 219H120V218H119ZM124 219H125V217L123 218V220H124ZM129 219H130V217H129ZM133 219H134V218H133ZM135 219H136V218H135ZM177 219H178V218H177ZM209 219H210V218H209ZM216 219H218V218H216ZM244 219H245V218H244ZM7 220H8V219H7ZM29 220H30V219L28 218L27 221H29ZM43 220H44V219H43ZM60 220H61V218H60ZM68 220H69V217H68ZM126 220H127V218H126ZM131 220H132V219H131ZM153 220H154V219H153ZM153 220H152V221H153ZM162 220H163V219H162ZM166 220H168V219H166ZM171 220H172V219H171ZM210 220H211V219H210ZM16 221H17V220H16ZM48 221L50 222V225H51V220L48 219ZM65 221H66V220H64V222H65ZM100 221H101V220H100ZM119 221H120V220H119ZM136 221H137V220H136ZM138 221H139V220H138ZM154 221H155V220H154ZM177 221H178V220H177ZM214 221H215V220H214ZM1 222H2V221H1ZM3 222H4V220H3ZM5 222H6V220H5ZM17 222H18V221H17ZM24 222H25V221H24ZM31 222H32V221H31ZM80 222H81V221H80ZM92 222H93V221H92ZM96 222H97V221H96ZM102 222H103V221H102ZM104 222H105V221H104ZM104 222H103V223H104ZM129 222H131V221H129ZM140 222H141V221H140ZM146 222H147V221H146ZM150 222H151V221H150ZM157 222H158V220H157ZM169 222H170V221H169ZM195 222H196V221H195ZM251 222H252V221H251ZM15 223H16V222H15ZM45 223H46V222H45ZM56 223H57V222H56ZM56 223H55V225H56ZM66 223H67V222H66ZM82 223H83V222H82ZM84 223H85V221H84ZM94 223H95V222H94ZM94 223H93V224H94ZM97 223H98V222H97ZM126 223H127V222H126ZM131 223H132V222H131ZM144 223H145V222H144ZM151 223H152V222H151ZM167 223H168V222H167ZM232 223H233V222H232ZM10 224H12V223L10 222ZM35 224H37V223L35 222ZM60 224H61V223H60ZM62 224H64V223H62ZM71 224H72V223H71ZM106 224H107V221H106ZM108 224H109V222H108ZM140 224H141V223H140ZM142 224H143V222H142ZM153 224H154V223H153ZM204 224H205V223H204ZM214 224H215V223H214ZM244 224H245V223H244ZM261 224H262V223H261ZM263 224H264V223H263ZM39 225H40V224H39ZM39 225H38V226H39ZM50 225H49V226H50ZM69 225H70V224H69ZM79 225L82 226V224H79ZM88 225H90V224H88ZM88 225L86 224V226H88ZM102 225H103V224H102ZM104 225H105V223H104ZM128 225H129V224H128ZM156 225H159V224H156ZM156 225H155V227H156ZM161 225H162V224H161ZM165 225H167V224L165 223L164 226H165ZM207 225H208V224H207ZM220 225H221V223H220ZM241 225H242V223H241ZM14 226H15V224H14ZM14 226H13V227H14ZM49 226H48V227H49ZM52 226H53V225H52ZM70 226H71V225H70ZM112 226H113V225H112ZM119 226H120V225H119ZM133 226H134V225H133ZM141 226H142V225H141ZM150 226H151V225H150ZM164 226H163V227H164ZM169 226H170V225H169ZM204 226H205V225H204ZM210 226H211V225H210ZM237 226H238V225H237ZM257 226H258V225H257ZM15 227H16V226H15ZM15 227H14V228H15ZM43 227H45V226H43ZM54 227H55V226H54ZM56 227H57V226H56ZM67 227H68V226H67ZM67 227H66V228H67ZM76 227H77V226H76ZM76 227H75V228H76ZM108 227H109V226H108ZM114 227L116 228L117 226H113V228H114ZM134 227H135V226H134ZM163 227H162V228H163ZM202 227H203V226H202ZM205 227H206V226H205ZM9 228H10V227H9ZM62 228H63V227H61V229H62ZM66 228H65V230H66ZM87 228H88V227H87ZM89 228H90V227H89ZM89 228H88V229H89ZM110 228H111V227H110ZM131 228H132V227H131ZM139 228H140V227H139ZM159 228H160V226H159ZM244 228H245V226H244ZM57 229H59V228H57ZM78 229H79V228H78ZM82 229H83V228H82ZM105 229H106V228H105ZM117 229H118V228H117ZM137 229H138V226H137ZM137 229H136V230H137ZM145 229H146V228H145ZM145 229H144V230H145ZM164 229H165V228H164ZM44 230H45V229H44ZM80 230H81V229H80ZM80 230H79V231H80ZM92 230H93V229H92ZM97 230H98V229H97ZM134 230H135V229H134ZM139 230H140V229H139ZM157 230H158V229H157ZM157 230H156V231H157ZM162 230H163V229H162ZM233 230H234V229H233ZM245 230H246V229H245ZM15 231H17V229H16ZM15 231H14V232H15ZM41 231H42V230H41ZM109 231H110V230H109ZM129 231H130V230H129ZM150 231H152V230H150ZM165 231H166V230H165ZM171 231H172V229H171ZM177 231H178V230H177ZM177 231H176V232H177ZM179 231H180V230H179ZM225 231H226V230H225ZM251 231H252V230H251ZM260 231H261V230H260ZM260 231H258V232H260ZM6 232H7V231H6ZM6 232H5V233H6ZM20 232H21V231H20ZM26 232H27V231H26ZM32 232H33V231H32ZM64 232H67V231H64ZM75 232H76V231H75ZM112 232H113V231H112ZM125 232H126V231H125ZM125 232H124V233H125ZM127 232H128V231H127ZM127 232H126V233H127ZM136 232H137V231H136ZM158 232H159V231H158ZM166 232H167V231H166ZM182 232H183V231H180V233H182ZM198 232H200V231H198ZM209 232H210V230H209ZM211 232H212V231H211ZM217 232H218V231H217ZM44 233H45V232H44ZM52 233H53V232H51V234H52ZM104 233H105V232H104ZM109 233H110V232H109ZM113 233H114V232H113ZM115 233H116V232H115ZM137 233H138V232H137ZM151 233H152V232H151ZM167 233H169V232H167ZM167 233H166V234H167ZM184 233H186V232H184ZM190 233H191V232H190ZM192 233H193V232H192ZM215 233H216V232H215ZM215 233H214V234H215ZM230 233H231V232H230ZM230 233H229V234H230ZM245 233H246V231H245ZM247 233H248V232H247ZM249 233H250V232H249ZM1 234H2V233H1ZM25 234H26V233H25ZM28 234H29V233H28ZM38 234H40V233H38ZM51 234H50V235H51ZM53 234H54V233H53ZM59 234H60V233H59ZM68 234H69V233H68ZM70 234H71V233H70ZM72 234H74V233H72ZM72 234H71V235H72ZM76 234H78V233H76ZM87 234H88V233H87ZM129 234H130V232H129ZM141 234H142V233H141ZM177 234H178V232H177ZM188 234H189V233H188ZM217 234H218V233H217ZM242 234H243V233H242ZM253 234H254V233H253ZM8 235H10V234H8ZM11 235H12V233H11ZM11 235H10V236H11ZM13 235H14V234H13ZM15 235H16V234H15ZM20 235H21V234H20ZM23 235H24V234H23ZM32 235H33V234H32ZM40 235H41V234H40ZM54 235H55V234H54ZM54 235H53V236H54ZM78 235H79V234H78ZM162 235H163V234H162ZM190 235H193V234H190ZM234 235H235V234H234ZM257 235H258V234H257ZM25 236H26V235H25ZM33 236H34V235H33ZM65 236H66V234H65ZM125 236H126V235H125ZM168 236H169V235H168ZM41 237H42V236H41ZM58 237H60V236H58ZM73 237H74V236H73ZM87 237H88V236H87ZM127 237H128V236H127ZM133 237H134V236H133ZM185 237H187V236H185ZM204 237H205V236H204ZM238 237H239V236H238ZM250 237H251V236H250ZM10 238H12V237H10ZM50 238H51V237H50ZM88 238H89V237H88ZM108 238H109V237H108ZM114 238H115V235H114ZM183 238H184V237H183ZM183 238L181 237L180 240H182ZM190 238H191V237H190ZM205 238H206V237H205ZM205 238H203V239H205ZM224 238H225V237H224ZM224 238H223V239H224ZM242 238H243V237H242ZM12 239H13V238H12ZM20 239L22 240V237H20ZM24 239H25V238H24ZM53 239H55V238H53ZM77 239H78V238H77ZM77 239H75V240H77ZM130 239H131V238H130ZM156 239L158 240V238H156ZM165 239H166V238H165ZM213 239H214V238H213ZM219 239H220V238H219ZM221 239H222V238H221ZM13 240L16 241V239H13ZM17 240H18V238H17ZM72 240H73V239H72ZM95 240H96V239H95ZM99 240H100V239H99ZM128 240H129V239H128ZM128 240H127V241H128ZM137 240H138V239H137ZM159 240H161V239H159ZM183 240H184V239H183ZM194 240H196V238H195ZM206 240H208V238H207ZM256 240H257V239H256ZM259 240H260V239H259ZM263 240H264V237H263ZM18 241H19V240H18ZM77 241H78V240H77ZM107 241H108V240H107ZM109 241H110V240H109ZM153 241H154V240H153ZM198 241H199V240H198ZM198 241H197V242H198ZM201 241H202V238H201ZM208 241H209V240H208ZM220 241H221V240H220ZM27 242H28V241H27ZM51 242H52V240H51ZM51 242H50V243H51ZM56 242H57V241H56ZM56 242H55V243H56ZM75 242H76V241H75ZM84 242L87 243L86 241H84ZM113 242H114V241H113ZM117 242H118V240H117ZM159 242H160V241H159ZM203 242H204V241H203ZM226 242H227V241H226ZM13 243H14V241H13ZM36 243H37V241H36ZM41 243H42V242H40V244H41ZM52 243H53V242H52ZM71 243H72V242H71ZM103 243H104V242H103ZM119 243H120V240H119ZM121 243H123V242H121ZM157 243H158V242H157ZM157 243H155V244H157ZM164 243H165V242H164ZM164 243H163V244H164ZM178 243H179V242H178ZM185 243H186V242H185ZM206 243H207V242H206ZM212 243H213V241H212ZM263 243H264V242H263ZM20 244H21V242H20ZM23 244H24V243H23ZM62 244H64V243L62 242ZM66 244H67V242H66ZM88 244H89V243H88ZM107 244H108V243H107ZM158 244H159V243H158ZM203 244L205 245V243H203ZM235 244H236V243H235ZM256 244H257V243H256ZM258 244H259V243H258ZM16 245H18V244H16ZM21 245H22V244H21ZM25 245H26V244H25ZM27 245H28V244H27ZM54 245H55V244H54ZM94 245H95V244H94ZM109 245H110V244H109ZM188 245H191V244H188ZM237 245H238V244H237ZM52 246H53V245H52ZM80 246H81V245H80ZM95 246H96V245H95ZM100 246H101V245H100ZM148 246H150V244H148ZM154 246H155V245H154ZM154 246H153V247H154ZM209 246H210V245H209ZM209 246L207 247V249L209 248ZM256 246H258V245H256ZM20 247H21V246H20ZM111 247H112V246H111ZM142 247H143V246H142ZM158 247H159V246H158ZM200 247H201V246H200ZM204 247H205V246H204ZM263 247H264V246H263ZM31 248H32V247H31ZM57 248H58V247H57ZM95 248H96V247H95ZM144 248H145V247H144ZM178 248H179V247H178ZM186 248H187V247H186ZM214 248H215V247H214ZM221 248H222V246H221ZM7 249H8V248H7ZM15 249H16V248H15ZM20 249H21V248H20ZM49 249H50V248H49ZM82 249H83V248H82ZM90 249H91V248H90ZM111 249H112V248H111ZM114 249H115V248H114ZM114 249H112V250H114ZM116 249H117V248H116ZM169 249H170V248H169ZM243 249H244V248H243ZM22 250H23V249H22ZM26 250H27V249H25V251H26ZM44 250H45V249H44ZM85 250H86V249H85ZM87 250H88V252H89V249H88V248H87ZM97 250H98V249H97ZM117 250H118V249H117ZM142 250H143V249H142ZM149 250H150V249H149ZM171 250H173V249H170V251H171ZM174 250H175V249H174ZM208 250H210V249H208ZM218 250H219V249H218ZM1 251H3V250H1ZM11 251H13V250H11ZM16 251H19V249L16 250ZM30 251H31V250H30ZM32 251H33V250H32ZM48 251H49V250H48ZM61 251H62V250H61ZM63 251H64V250H63ZM65 251H66V250H65ZM91 251H92V250H91ZM101 251H102V250H101ZM124 251H125V250H124ZM163 251H164V250H163ZM170 251H169V252H170ZM175 251H176V250H175ZM197 251H198V250H197ZM211 251H212V250H211ZM214 251H215V250H214ZM216 251H217V250H216ZM259 251H260V250H259ZM21 252H22V251H21ZM27 252H29V251H27ZM46 252H47V251H46ZM46 252H44V253H46ZM76 252H77V251H76ZM93 252H94V250H93ZM99 252H100V251H99ZM102 252H103V251H102ZM104 252H105V251H104ZM109 252H110V250H109ZM142 252H143V251H142ZM159 252H160V251H159ZM167 252H168V251H167ZM167 252H166V253H167ZM171 252H172V251H171ZM194 252H196V250H195ZM54 253H55V252H54ZM94 253H96V251H95ZM97 253H98V252H97ZM97 253H96V254H97ZM107 253H108V252H107ZM107 253H106V254H107ZM114 253L116 254L117 252H114ZM147 253H149V252H147ZM160 253H162V252H160ZM172 253H173V252H172ZM178 253H179V252H178ZM213 253H214V252H213ZM233 253H234V252H233ZM252 253H253V255H256V256H257V254H256L257 252H256L255 254H254V252H252ZM1 254H2V253H1ZM21 254H22V253H21ZM35 254H36V253H35ZM52 254H53V252H52ZM58 254H59V253H58ZM70 254H71V253H69V255H70ZM82 254H83V253H82ZM108 254H110V253H108ZM112 254H113V253H112V251H111V255H112ZM117 254H118V253H117ZM122 254H123V253H122ZM141 254H142V253H141ZM149 254H150V253H149ZM149 254H148V255H149ZM189 254H190V253H189ZM202 254H204V253H202ZM219 254H220V253H219ZM226 254H228V253H226ZM260 254H261V253H260ZM11 255H14V254L11 253ZM11 255H10V256H11ZM17 255H19V254H17ZM31 255H32V254H31ZM49 255H50V254H49ZM49 255L47 256V254H46L47 257H50ZM55 255H56V254H55ZM62 255H63V253H62ZM71 255H72V254H71ZM88 255H89V254H88ZM120 255H121V254H120ZM128 255H129V254H128ZM142 255H143V254H142ZM191 255H192V253H191ZM205 255H206V254H205ZM261 255H262V254H261ZM0 256H1V255H0ZM40 256H41V255H40ZM53 256H54V255H53ZM60 256H61V255H60ZM65 256H66V255H65ZM85 256H86V255H85ZM109 256H110V255H109ZM114 256H115V255H114ZM140 256H141V255H140ZM162 256H163V255H162ZM180 256H182V255L180 254ZM180 256H178V257H180ZM185 256H187V253H186ZM193 256H194V255H193ZM207 256H208V255H207ZM209 256H210V254H209ZM230 256H231V255H230ZM249 256H250V255H249ZM259 256H260V255H259ZM2 257H3V256H2ZM47 257H46V258H47ZM51 257H52V256H51ZM51 257H50V258H51ZM58 257H59V256H58ZM107 257H108V255H107ZM116 257H117V256H116ZM119 257H120V256H119ZM165 257H166V255H165ZM183 257H184V256H183ZM216 257H217V256H216ZM216 257H215V258H216ZM223 257H224V256H223ZM232 257H233V256H232ZM62 258H63V257H62ZM66 258H67V257H66ZM71 258H72V257H71ZM86 258H87V257H86ZM91 258H92V257H91ZM91 258H90V259H91ZM109 258H110V257H109ZM117 258H118V257H117ZM117 258H116V259H117ZM121 258L123 259L124 257H121ZM144 258H145V257H144ZM154 258H155V257H154ZM163 258H164V256H163ZM215 258H212V259L214 260ZM238 258H239V256H238ZM242 258H243V257H242ZM252 258H253V257H252ZM252 258H251V259H252ZM254 258H255V257H254ZM254 258H253V259H254ZM8 259H9V257H8ZM10 259L13 260V258H10ZM23 259H24V258H23ZM28 259H29V258H28ZM39 259H40V258H39ZM64 259H65V258H64ZM72 259H73V258H72ZM88 259H89V257H88ZM93 259H94V258H93ZM93 259H92V260H93ZM125 259H126V258H125ZM147 259H148V258H147ZM164 259H165V258H164ZM224 259H225V258H224ZM224 259H222V260H224ZM228 259H229V258H228ZM232 259H233V258H232ZM256 259H257V258H256ZM4 260H6V259H4ZM17 260H18V259H17ZM32 260H33V259H32ZM59 260H60V257H59ZM100 260H102V259H100ZM104 260H105V259H104ZM118 260H119V259H118ZM120 260H121V259H120ZM130 260H131V259H130ZM148 260H149V259H148ZM148 260H147V261H148ZM161 260H162V259H161ZM180 260H181V259H180ZM199 260H200V259H199ZM210 260H211V259H210ZM220 260H221V259H220ZM225 260H227V259H225ZM245 260H246V259H245ZM261 260H262V259H261ZM261 260H260V261H261ZM1 261H2V259H1ZM61 261H63V260H61ZM114 261H115V260H114ZM155 261H156V258H155ZM177 261H178V260H177ZM182 261L184 262V260H182ZM190 261H191V260H189V262H190ZM195 261H196V260H195ZM236 261H238V260H236ZM241 261H242V260H241ZM63 262H64V261H63ZM68 262H70V261H68ZM93 262H94V261H93ZM93 262H92V263H93ZM124 262H125V261H124ZM132 262H134V261H132ZM157 262H158V261H157ZM160 262H161V261H160ZM162 262H163V260H162ZM173 262H174V261H172V264H173ZM179 262H180V261H179ZM191 262L193 263V261H191ZM206 262H207V260H206ZM208 262H209V260H208ZM213 262H214V261H213ZM219 262H220V261H219ZM224 262H225V261H224ZM249 262H250V260H249ZM262 262H263V261H262ZM19 263H20V262H19ZM22 263H23V262H21V264H22ZM28 263H29V262H28ZM36 263H37V262H36ZM38 263H39V262H38ZM98 263H99V262H98ZM122 263H123V261H122ZM122 263H121V264H122ZM147 263H148V262H147ZM147 263H146V264H147ZM210 263H211V262H210ZM221 263H222V262H221ZM252 263H253V262H252ZM14 264H15V263H14ZM34 264H35V263H34ZM42 264H44V263H42ZM46 264H47V263H46ZM54 264H55V263H54ZM56 264H57V263H56ZM100 264H101V262H100ZM128 264H130V263L128 262ZM144 264H145V263H144ZM148 264H149V263H148ZM163 264H164V262H163ZM165 264H166V261H165ZM170 264H171V263H170ZM208 264H209V263H208ZM259 264H260V263H259Z\"/></svg>", "mask_w": 264, "mask_h": 264}]
</instances>
